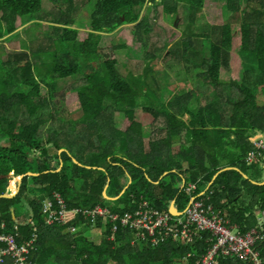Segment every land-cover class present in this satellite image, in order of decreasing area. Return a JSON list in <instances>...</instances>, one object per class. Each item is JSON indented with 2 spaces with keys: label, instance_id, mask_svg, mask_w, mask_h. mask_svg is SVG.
Returning a JSON list of instances; mask_svg holds the SVG:
<instances>
[{
  "label": "trees",
  "instance_id": "16d2710c",
  "mask_svg": "<svg viewBox=\"0 0 264 264\" xmlns=\"http://www.w3.org/2000/svg\"><path fill=\"white\" fill-rule=\"evenodd\" d=\"M47 1L59 10L55 16L49 12L55 17L52 26L58 38L49 44L51 50L41 54L42 63L32 70L27 52L11 54L5 61L0 57V196L14 195L25 176L15 196L0 198V235H12L26 247L24 256L30 264H195L207 249L209 234L194 243L133 244L128 230L113 232L108 220L92 222L73 214L76 208L101 205L124 215L145 201L168 212L175 200L184 210L189 196L181 189L183 180L198 182L207 203L241 233L261 229L264 186L252 182H264V149L252 140L264 137V107L258 102L259 96L264 99V0H247L245 10L242 0H226L230 23L204 26L206 33L195 31L202 30L196 22L203 16L206 0H97L93 8L92 0ZM65 4L70 6L68 15ZM42 10L43 0H0V39L13 37L21 26L39 18L47 21L48 13ZM83 10L89 15V29L82 38L79 34L84 30L76 21ZM247 11L252 14L250 22L245 19ZM180 13L186 31L179 43L170 46L164 40L154 50L170 47L178 62L182 55L180 71L190 86L166 103L156 97L150 104L143 97L138 101L139 93L147 96L145 88L132 87L119 72L116 58L100 59L101 33L130 24L135 40L146 46L156 14L174 18L175 26ZM195 39L204 46L196 47ZM180 42L184 51H177L179 55L175 48ZM152 59L158 60L151 55L146 69H151L152 88L158 90ZM222 67L231 69L228 83L221 80ZM77 75L83 78L69 92L76 93L81 115L57 121L53 101L57 82ZM43 84L46 96L41 92ZM137 109H142L141 120L135 117ZM119 111L124 112L122 128L115 123ZM49 121H57L59 127L45 130ZM153 122L162 124L156 127ZM146 125L153 133L147 143ZM157 130L159 135L153 138ZM79 157L91 164L81 163ZM226 169L238 171L218 175ZM104 190L108 197H120L107 199ZM54 194L67 204L63 225L48 224L42 211L47 198L56 207ZM244 197H248L246 207L241 202ZM110 203L117 205L110 208ZM92 228L103 235L101 243L87 235ZM6 247L0 242V252ZM256 248L264 264V243ZM0 264L14 261L7 256ZM219 264L245 263L228 257Z\"/></svg>",
  "mask_w": 264,
  "mask_h": 264
},
{
  "label": "rangeland",
  "instance_id": "374dc122",
  "mask_svg": "<svg viewBox=\"0 0 264 264\" xmlns=\"http://www.w3.org/2000/svg\"><path fill=\"white\" fill-rule=\"evenodd\" d=\"M246 3L247 0H242L243 10H245L246 8L245 7ZM96 4H97V0H92L91 7L92 8L93 6L95 7ZM69 7L70 6L68 4H65L63 6L66 15L69 14ZM45 9L48 13L46 18L47 21H43L40 18L35 21V22H41L42 25H37V24L35 25V22L24 24V26H21L15 32L16 34L13 37L7 38L8 37L7 36L6 38L0 39V57L2 60L4 61L7 60L8 56H10L11 54L27 52L29 54L32 70L34 65L35 66L40 65L42 63L43 56L41 54L44 51L51 50L52 48L49 46V44L53 39L58 38V36L55 34L56 31L52 26L54 25L52 18L55 17L51 16L49 12L51 11L55 16L59 12V10L47 0H43L42 12H46ZM85 11L86 10L82 11L81 16H79L76 21V23L79 25V28L81 30H84L81 31L79 34V36L82 38L84 37V32H86L89 29V21H88L89 15L85 14L86 13ZM159 12H162L161 7L159 8ZM66 15H64V18L66 17ZM251 15L252 14L250 11L246 12L245 19L249 22L252 19ZM0 16H1V12H0ZM238 17L241 20H243L240 17V15H238ZM178 18L179 19H177L174 26L173 24V21L175 20L174 18L172 21V18L169 17L165 18L162 15L156 14L155 19H152V21L155 20V22L154 24L152 23L153 31L150 34L151 38L150 40L147 39L148 44L146 46H143L141 43L135 40L130 24H124L112 33H101L102 38L98 45L99 47L98 51L100 52V59L105 60L109 58H116L118 60L117 68L119 72L123 77L128 79V82L132 85V87L135 88L136 87L135 84H138L139 86L145 88V92H147V96L146 97L141 96L142 93H139L137 95L138 101H140V98L143 97L144 102L146 104H150L149 101L153 100L156 97L160 100L161 103L162 102L166 103L167 101H170L174 97L178 96L183 91L187 90L188 87L190 86L189 84L190 82L186 81V83H184L185 79L182 78L184 72L180 71V69H182L181 68V65L183 64L182 62H184L182 55H180L177 52L180 49L184 51V46L181 45V42L175 48L176 53L180 55L179 62L177 61L178 59H175L176 58L175 56H172V54L169 53L170 50L172 51L170 47L164 51L157 52V49L154 50L155 47L156 48L158 47V45L156 44H161L164 40L170 41V46H172V44H175V41L176 42L180 41V34L181 32L186 31L185 29L186 24H185V20L183 19L182 13H180ZM231 18H232V14L226 9V0H206L203 7V16L200 17V19H198L196 22L202 27V30L200 29L195 31L199 33L204 31L206 33L209 30H207V28L203 29L204 26H216V25L224 26L230 23ZM17 20L18 22H20L19 18H17ZM176 27L179 28L178 31ZM159 31L160 34H156ZM189 32L190 29L188 30V33ZM48 37H50V39ZM195 42L197 43L196 39ZM201 42L202 43H197L196 47L201 48V46L203 45V41ZM151 55L152 56L155 55L158 58V60L152 59L153 62L152 64H154L152 66V70L155 73L154 86L157 85L159 87L158 90L152 88V80H150L149 77L151 75L148 74L150 73L149 71L151 69H146V67L148 66V62L145 61L149 59ZM206 55L208 56V54ZM144 69H146L147 71ZM180 74L181 77L177 76ZM220 75L222 81L226 83L230 82L231 81L230 67L229 68L222 67L220 71ZM17 78L20 79L22 78V76H17ZM80 78L81 79L83 78L82 75H77L76 77H70V78L58 80L56 86L57 95L53 99L54 103L56 104L55 115L57 121H62V120L68 121V119L73 120V119H77L81 115V108L77 100L76 93L69 92L72 86L75 87L76 84L80 83ZM41 92L43 96L47 95L46 85L43 84L41 86ZM258 102L260 107H264V99L261 96L258 97ZM123 111H119L115 114V123H117L116 126L119 128H122V118H124ZM141 115H142V109H138L136 112V119L141 120ZM57 118H60L62 120H58ZM56 122L49 121L45 125V130L47 129L50 130L51 128H55V126L59 127ZM145 122L149 123V121H145ZM159 124L162 123L157 124V122L156 123L153 122V125L156 127ZM63 126L64 124L61 125V127ZM150 130L151 129L148 125L144 126L143 128L146 143L148 142V137L153 135V133H151ZM158 135L159 134L157 130L153 138H156ZM258 137H260V135L255 137V139H257ZM66 145L68 147L69 146L72 147V144L70 143H67ZM63 150L65 151V149ZM77 160L80 161L81 163L91 164V162L85 158L79 157L77 158ZM250 177L255 178L254 175L253 177L252 176ZM241 202H244L246 207L248 205V197H244V199H241ZM115 205L117 204L110 203L108 207L112 208ZM177 206L179 209H182L184 207L179 204H177ZM260 216L261 217L258 218L259 227L263 228L264 214H261ZM87 235L91 239H94V241L97 244L101 243V241L104 240V237L101 234V232L99 233V231L96 230L95 228H92L87 233Z\"/></svg>",
  "mask_w": 264,
  "mask_h": 264
},
{
  "label": "built area",
  "instance_id": "2783aa9c",
  "mask_svg": "<svg viewBox=\"0 0 264 264\" xmlns=\"http://www.w3.org/2000/svg\"><path fill=\"white\" fill-rule=\"evenodd\" d=\"M252 143L259 149H264V137L252 140ZM254 154L250 161L254 159ZM197 184H190L185 192L191 196L186 210L174 216L169 212H162L143 202L133 213L124 215L114 214L108 208L96 205L93 208H76L73 214L81 215L83 219L95 222L102 218L104 222L108 220L113 226V232L118 228L128 230L134 243L144 241L146 245L165 244L167 241L178 242L186 240L187 243H194L197 239H202L203 234H209L207 249L203 256L195 264H219L220 259L234 258L245 264H262L260 253L256 248L264 243V229H253L248 233H241L235 226H231L225 221L221 212L215 211L207 203L203 194L194 196L197 193ZM56 207L51 200H47L43 205V213L47 214L48 224H65L67 220L68 208L65 200L55 194ZM71 230L75 231L74 228ZM0 242L6 243L7 247L0 252V262H4L7 256L14 261V264H30L26 262L25 253L28 249L19 246L12 235H0ZM32 241L29 242L30 247Z\"/></svg>",
  "mask_w": 264,
  "mask_h": 264
},
{
  "label": "water",
  "instance_id": "95a60500",
  "mask_svg": "<svg viewBox=\"0 0 264 264\" xmlns=\"http://www.w3.org/2000/svg\"><path fill=\"white\" fill-rule=\"evenodd\" d=\"M62 151H63V149L60 150L59 152L61 153ZM73 161L76 162V163H78L75 159H74ZM89 168H90V167H89ZM231 170L238 171L237 169H226V170L220 172L218 175H220V174L223 173V172L231 171ZM25 175H26V176H38L39 174L27 173V174H25ZM24 177H25L24 175L21 177V180L19 181V187H18V190L16 191V193H15L14 195H12V196H9V195H2V196H0V198H3V197H6V198L10 197V198H12L13 196H15V195L18 193L19 189H20V186H21V183H22V179H23ZM216 177H217V176H216ZM216 177L214 178V180L216 179ZM243 177H244V179H248L247 176H245V175H243ZM130 183H131V181H129V184H130ZM252 184H253V185H256V186H264V182H263L262 184H258V183L252 182ZM127 188H128V186H126V188L122 191V193L120 194V196L124 193V191H125ZM103 194H104L105 198L110 199V200H117V199L120 197V196H118V197H116V198H110V197L107 196L105 190H104ZM170 211L173 212L174 215H177V213H178L177 210L175 209L173 203H172V205H171V207H170Z\"/></svg>",
  "mask_w": 264,
  "mask_h": 264
},
{
  "label": "clouds",
  "instance_id": "9594fccd",
  "mask_svg": "<svg viewBox=\"0 0 264 264\" xmlns=\"http://www.w3.org/2000/svg\"><path fill=\"white\" fill-rule=\"evenodd\" d=\"M138 110V109H137ZM137 110H136V112H137ZM136 117V116H135ZM167 173H165L164 175H166ZM130 181V180H129ZM194 183H196L197 184V187H198V190H197V193L194 195V196H196V195H199V194H205V192L204 191H202V192H199V186H198V182H189V183H187L185 180H183V183H182V186H181V189L184 191V194H187L186 192H185V189H186V187H188L190 184H194ZM128 185H129V183H128ZM127 185V186H128ZM126 188V187H125ZM124 188V189H125ZM208 190V189H207ZM206 190V191H207ZM55 195V194H54ZM188 195V194H187ZM202 195V196H203ZM189 196V202H190V199H191V196L190 195H188ZM204 197V196H203ZM205 199V198H204ZM47 200H48V198H47ZM146 202H148V201H146ZM188 202V203H189ZM172 203H173V205H174V207H175V209L177 210V215H174L173 214V212H171L170 211V209H169V213H171L172 215H174V216H179V214H181V213H183L185 210H186V208H187V206H186V208L184 209V210H179V208H178V206H177V203H176V201L175 200H173L172 201ZM172 203H171V205H172ZM171 205H170V207H171ZM74 210V209H73ZM58 224V223H57ZM50 225H52V224H50ZM72 228V227H71ZM261 228V227H260ZM264 228V227H263ZM260 253V252H259Z\"/></svg>",
  "mask_w": 264,
  "mask_h": 264
},
{
  "label": "crops",
  "instance_id": "0c3cea01",
  "mask_svg": "<svg viewBox=\"0 0 264 264\" xmlns=\"http://www.w3.org/2000/svg\"><path fill=\"white\" fill-rule=\"evenodd\" d=\"M150 132H151V130H150Z\"/></svg>",
  "mask_w": 264,
  "mask_h": 264
}]
</instances>
